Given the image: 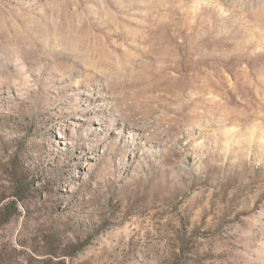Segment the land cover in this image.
<instances>
[{
    "label": "rangeland",
    "instance_id": "obj_1",
    "mask_svg": "<svg viewBox=\"0 0 264 264\" xmlns=\"http://www.w3.org/2000/svg\"><path fill=\"white\" fill-rule=\"evenodd\" d=\"M0 264H264V0H0Z\"/></svg>",
    "mask_w": 264,
    "mask_h": 264
},
{
    "label": "trees",
    "instance_id": "obj_2",
    "mask_svg": "<svg viewBox=\"0 0 264 264\" xmlns=\"http://www.w3.org/2000/svg\"><path fill=\"white\" fill-rule=\"evenodd\" d=\"M22 183H23V182L20 183V181H19V185L16 186V189H17L16 191H17V192L19 191V193H20V191H22V190L24 189V188H23L24 186H23ZM19 193L17 194V196H16V194H14V196L16 197V198H15L16 200L18 199V195H19ZM14 202H15V200L12 199L11 202L7 204V206H13Z\"/></svg>",
    "mask_w": 264,
    "mask_h": 264
}]
</instances>
